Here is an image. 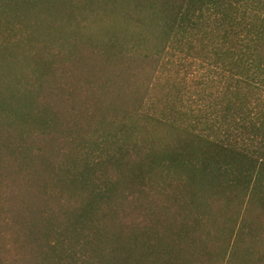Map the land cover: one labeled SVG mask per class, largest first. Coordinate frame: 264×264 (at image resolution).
<instances>
[{
    "label": "trees",
    "instance_id": "16d2710c",
    "mask_svg": "<svg viewBox=\"0 0 264 264\" xmlns=\"http://www.w3.org/2000/svg\"><path fill=\"white\" fill-rule=\"evenodd\" d=\"M125 1L149 14L150 36L92 52L144 64V77L129 69L127 87L110 79L82 99L62 71L59 107L0 120V156L14 177L36 173L24 153L41 149L45 180L32 201L29 181L16 199L0 186V264H216L227 249L209 248L210 229L224 211L231 240L237 217L264 207V0ZM14 34L1 32V43ZM219 192L221 215L211 210ZM247 256L237 263L228 249L226 264Z\"/></svg>",
    "mask_w": 264,
    "mask_h": 264
},
{
    "label": "rangeland",
    "instance_id": "374dc122",
    "mask_svg": "<svg viewBox=\"0 0 264 264\" xmlns=\"http://www.w3.org/2000/svg\"><path fill=\"white\" fill-rule=\"evenodd\" d=\"M131 7V2L125 0H94L74 7L69 6L68 0H0V33L15 29L14 36L8 41H0V120H9L8 123L11 120L27 121L35 118L37 110L50 114L48 107L51 103L59 107V74L62 71V78L79 89L77 93L82 99L92 98V88H105L109 85L106 81L110 79L114 85L125 88L129 69L144 77L149 68L144 64L133 62L129 68L125 57L108 62L104 56L92 52L94 45L105 49L112 45L117 49L122 46V40L131 34L150 36L149 14L137 10L138 18L130 10ZM68 61H72L73 65L64 71L63 64ZM56 117L59 118V114ZM24 154V165L36 168V173L29 171L26 179H21L16 173L15 178L12 164L6 166L7 160L0 156V166L5 168L3 174L11 176V181H3L7 182L8 188L5 184L0 186L9 189L12 193H8L9 197L16 199L19 181H29L23 195L32 201L36 200L33 190L42 191L41 183L45 181L41 176L44 151L27 149ZM260 183L258 194L264 196V181ZM222 195L220 192L216 194L217 204L211 207L212 212L219 215L223 211ZM256 203L259 206H250L249 215L237 217L232 236L235 231L237 235L231 240H227L225 231L229 223L225 214L230 211L225 210L228 213L223 214L219 225L210 229L212 235L217 232V238L208 244L209 248L217 250L222 246L227 252L228 249L233 250L237 263L245 260L247 253L252 251V258L243 264H263L258 258H264V207L260 201ZM2 211L13 214L11 206L3 207ZM243 231L252 239L240 238ZM226 255L216 264L229 262L231 257L226 259ZM201 261L209 264L208 259Z\"/></svg>",
    "mask_w": 264,
    "mask_h": 264
}]
</instances>
